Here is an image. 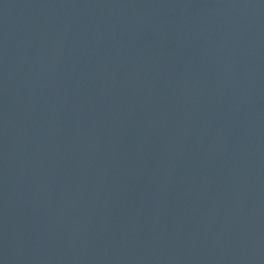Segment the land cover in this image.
<instances>
[{
  "label": "water",
  "instance_id": "95a60500",
  "mask_svg": "<svg viewBox=\"0 0 264 264\" xmlns=\"http://www.w3.org/2000/svg\"><path fill=\"white\" fill-rule=\"evenodd\" d=\"M0 264H264V0H0Z\"/></svg>",
  "mask_w": 264,
  "mask_h": 264
}]
</instances>
